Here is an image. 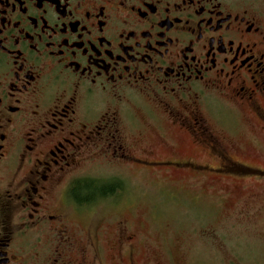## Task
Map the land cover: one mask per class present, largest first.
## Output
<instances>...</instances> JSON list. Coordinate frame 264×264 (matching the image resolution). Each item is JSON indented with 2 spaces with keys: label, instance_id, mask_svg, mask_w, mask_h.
Masks as SVG:
<instances>
[{
  "label": "flooded vegetation",
  "instance_id": "flooded-vegetation-1",
  "mask_svg": "<svg viewBox=\"0 0 264 264\" xmlns=\"http://www.w3.org/2000/svg\"><path fill=\"white\" fill-rule=\"evenodd\" d=\"M240 113L264 129L254 3L0 0V264H140L130 170L264 176L225 132Z\"/></svg>",
  "mask_w": 264,
  "mask_h": 264
},
{
  "label": "rangeland",
  "instance_id": "rangeland-1",
  "mask_svg": "<svg viewBox=\"0 0 264 264\" xmlns=\"http://www.w3.org/2000/svg\"><path fill=\"white\" fill-rule=\"evenodd\" d=\"M247 1L264 10V0ZM231 118L225 132L239 148L237 159L264 170L262 124L241 113ZM158 132L146 123L143 135ZM256 153L261 162L253 159ZM94 170L108 172L106 166ZM129 173L119 214L144 234L140 264H264V176Z\"/></svg>",
  "mask_w": 264,
  "mask_h": 264
},
{
  "label": "trees",
  "instance_id": "trees-1",
  "mask_svg": "<svg viewBox=\"0 0 264 264\" xmlns=\"http://www.w3.org/2000/svg\"><path fill=\"white\" fill-rule=\"evenodd\" d=\"M102 188H103V189H105V188H106V186L104 185V186H102Z\"/></svg>",
  "mask_w": 264,
  "mask_h": 264
}]
</instances>
